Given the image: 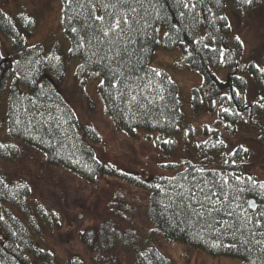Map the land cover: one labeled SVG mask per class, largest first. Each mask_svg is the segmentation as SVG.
Returning <instances> with one entry per match:
<instances>
[{
  "label": "trees",
  "instance_id": "obj_1",
  "mask_svg": "<svg viewBox=\"0 0 264 264\" xmlns=\"http://www.w3.org/2000/svg\"><path fill=\"white\" fill-rule=\"evenodd\" d=\"M227 1L242 12L260 0H65L62 28L70 40L69 56L80 59L76 79H100L104 113L117 129L159 132L155 143L166 151L176 149L174 137L164 140L162 134L178 132L182 99L167 72L151 65L159 43L168 50L180 47L189 66L202 75L189 97L194 114L217 115L216 127L202 129L207 140L194 144L201 160H186L173 175L151 183L138 181L149 192V237L112 220L79 231L78 239L93 254L92 264H174L153 244L157 234L213 257L264 264V180L251 173L248 149L227 150L228 141L217 129L222 125L233 134L237 125H249L264 144L259 125L264 99L249 98L247 91L248 78L264 87V61L242 59V42L232 34L225 13ZM33 26L27 13L12 16L0 8V33L11 43V51L0 54V102L7 90L0 160L14 158L21 142L40 150L49 165L80 179L111 175L114 170L95 156L98 132L77 119L59 90L60 45H28ZM159 26L165 28L160 41ZM219 162L221 168L212 166ZM29 194L27 180H7L0 171V264H85L79 254L61 261L46 246L43 234L55 216L42 202L29 201Z\"/></svg>",
  "mask_w": 264,
  "mask_h": 264
},
{
  "label": "rangeland",
  "instance_id": "obj_2",
  "mask_svg": "<svg viewBox=\"0 0 264 264\" xmlns=\"http://www.w3.org/2000/svg\"><path fill=\"white\" fill-rule=\"evenodd\" d=\"M65 0H0V8L14 16L27 13L34 26L27 37V44L40 43L44 49L60 45L63 58V78L59 90L72 107L81 123L89 124L98 132L99 141L94 145L97 159L113 171L92 181L74 176L63 167L46 163L43 153L30 145L17 142L18 154L11 159L0 160V171L6 179H24L30 185L29 201L38 200L55 216L50 228L43 234L46 246L60 259L79 254L85 264H92L93 254L80 242L78 233L88 225L112 220L121 227L133 226L150 236L151 224L147 219L149 192L138 183H151L155 177L170 176L182 169L184 162H197L201 156L194 144L207 140L203 127H216V113L202 111L198 114L190 108L192 88L202 83V75L192 69L183 58V50L177 47L165 49L160 43L153 51L151 65L163 69L177 84L182 99L184 120L175 134L163 133L167 140L173 136L176 149L166 151L155 143L159 132L135 130V134L117 129L103 110L98 94L99 78L78 81L75 71L80 63L77 57L68 54L70 40L62 28V11ZM225 13L232 34L240 38L244 61L251 58L264 61V0L242 12L233 8L232 1L226 2ZM164 26L158 28V39H162ZM11 51L10 41L0 33V54ZM225 72H221L224 77ZM248 80V97L260 95L264 99V87H256ZM6 93L0 102V120L5 123ZM264 127V115L259 120ZM249 125H237L233 134L217 127L221 136L228 141L227 150L238 146L248 149L252 163L251 173L264 180V144L257 140L258 134ZM193 133H189V130ZM252 129V130H251ZM231 150V151H232ZM216 159L219 154H215ZM221 168L222 164H213ZM129 177V178H128ZM156 248L169 257L174 264H241L240 259L227 256L213 257L206 252L182 243L167 241L157 234L153 238ZM126 262V258L123 259Z\"/></svg>",
  "mask_w": 264,
  "mask_h": 264
},
{
  "label": "snow or ice",
  "instance_id": "obj_3",
  "mask_svg": "<svg viewBox=\"0 0 264 264\" xmlns=\"http://www.w3.org/2000/svg\"><path fill=\"white\" fill-rule=\"evenodd\" d=\"M97 19H103V17H97ZM117 27H119V22H117Z\"/></svg>",
  "mask_w": 264,
  "mask_h": 264
}]
</instances>
